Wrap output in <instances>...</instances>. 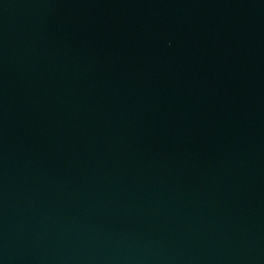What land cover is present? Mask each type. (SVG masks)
Returning a JSON list of instances; mask_svg holds the SVG:
<instances>
[{
    "label": "water",
    "instance_id": "95a60500",
    "mask_svg": "<svg viewBox=\"0 0 264 264\" xmlns=\"http://www.w3.org/2000/svg\"><path fill=\"white\" fill-rule=\"evenodd\" d=\"M0 264H264V0H0Z\"/></svg>",
    "mask_w": 264,
    "mask_h": 264
}]
</instances>
